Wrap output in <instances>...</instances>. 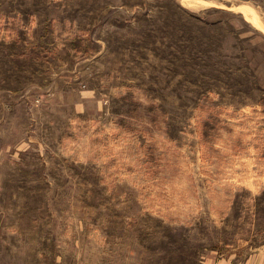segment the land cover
<instances>
[{
	"label": "rangeland",
	"instance_id": "rangeland-1",
	"mask_svg": "<svg viewBox=\"0 0 264 264\" xmlns=\"http://www.w3.org/2000/svg\"><path fill=\"white\" fill-rule=\"evenodd\" d=\"M0 264H264V0H0Z\"/></svg>",
	"mask_w": 264,
	"mask_h": 264
},
{
	"label": "bare ground",
	"instance_id": "bare-ground-1",
	"mask_svg": "<svg viewBox=\"0 0 264 264\" xmlns=\"http://www.w3.org/2000/svg\"><path fill=\"white\" fill-rule=\"evenodd\" d=\"M203 1H201L199 4H201ZM186 3H188V2H186ZM197 5V2L196 1H194V3H193V5ZM205 4V3H204Z\"/></svg>",
	"mask_w": 264,
	"mask_h": 264
}]
</instances>
